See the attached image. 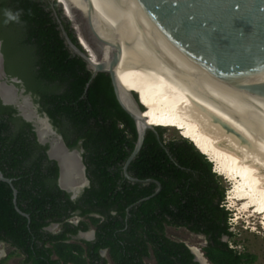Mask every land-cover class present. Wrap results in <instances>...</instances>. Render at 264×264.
Listing matches in <instances>:
<instances>
[{
	"label": "trees",
	"instance_id": "16d2710c",
	"mask_svg": "<svg viewBox=\"0 0 264 264\" xmlns=\"http://www.w3.org/2000/svg\"><path fill=\"white\" fill-rule=\"evenodd\" d=\"M6 11L19 13L18 19L9 20ZM59 18L51 0H0L2 51L8 73L29 84L67 145L83 148L90 184L76 199L61 189L48 146L38 142L31 122L0 100V170L13 183L0 180V242L24 256L21 264H107L101 249L113 264H200L185 241L168 234L169 227H183L206 237L203 250L212 264L253 263L255 254L230 246L235 234L222 175L194 140L181 133L167 139L170 127L156 126L158 135L148 130L128 168L134 177L160 181L162 189L130 207L157 189L155 182L124 176L137 140L135 122L109 74L99 72L87 88L92 72L68 47ZM61 21L75 42L70 23ZM75 216L81 217L76 224L70 221ZM52 223L60 230H47ZM92 227L93 240L76 238Z\"/></svg>",
	"mask_w": 264,
	"mask_h": 264
},
{
	"label": "water",
	"instance_id": "95a60500",
	"mask_svg": "<svg viewBox=\"0 0 264 264\" xmlns=\"http://www.w3.org/2000/svg\"><path fill=\"white\" fill-rule=\"evenodd\" d=\"M51 1L61 13L58 21L68 47L87 62L92 72L87 88L99 72L109 74L119 104L135 122L137 140L123 166L124 176L133 182H155L157 189L130 207L159 193L162 184L152 178L139 179L128 171L143 147L148 130L158 135L156 126L149 123L144 114L139 96L130 89L122 72V63L129 55L147 58L166 68L236 130L264 149V0H81L86 7L85 14L81 16L69 8L73 17L70 19L59 0ZM61 19L71 22L75 42ZM75 21L86 46L78 38ZM0 53L5 76L4 58ZM11 87L14 99H5L0 90L3 102L17 106L19 115L36 127L38 140L45 144L47 141L40 137L37 119L27 117L20 106L19 97L26 98L34 108L35 117L46 119L66 152H77V166L84 180L81 184H87L79 152H69L62 135L53 129L49 116H41L29 95L17 93L18 88ZM47 154L59 164L60 187L73 191L75 196L81 184L74 188L64 185L66 163L54 154L52 142ZM0 180L13 185L12 179L1 170ZM13 188L16 203L17 190ZM190 249L195 259L204 264L196 251ZM200 253L210 264L204 253Z\"/></svg>",
	"mask_w": 264,
	"mask_h": 264
},
{
	"label": "bare ground",
	"instance_id": "6f19581e",
	"mask_svg": "<svg viewBox=\"0 0 264 264\" xmlns=\"http://www.w3.org/2000/svg\"><path fill=\"white\" fill-rule=\"evenodd\" d=\"M59 3L69 18H73L69 8L81 16L86 12V7L81 0H59ZM74 25L81 44L86 46L78 22L75 21ZM122 72L130 89L136 91L139 96L149 123L154 126L181 129L182 133L194 140L204 155L206 154L214 163V171L231 181L228 198L231 206L238 210L237 215L243 213L248 216L255 215L253 205L259 207L261 209L259 213L264 215V149L236 130L189 87L157 62L141 56L129 55L122 63ZM2 75L0 55V76ZM0 90L5 99H14L12 87L1 84ZM20 106L27 117L37 119L42 139L47 141L48 134L52 132L55 134L46 119L35 117L34 108L30 106L26 98L20 102ZM59 142H61L60 139L57 146L62 145ZM53 152L61 159L63 158L66 163L64 185L69 187L80 185L82 181L78 175L71 174L72 171L68 170L72 165L68 157L71 158L72 155L67 156L66 154L70 153L66 152L63 156L58 149ZM262 224H264V216ZM194 250L202 262L208 264L202 257L201 251L197 248Z\"/></svg>",
	"mask_w": 264,
	"mask_h": 264
},
{
	"label": "rangeland",
	"instance_id": "374dc122",
	"mask_svg": "<svg viewBox=\"0 0 264 264\" xmlns=\"http://www.w3.org/2000/svg\"><path fill=\"white\" fill-rule=\"evenodd\" d=\"M68 23H70L71 25V22ZM176 128L170 127L166 131L165 137L167 139L177 137L180 135V131L183 135L182 130ZM222 178L224 179H221L222 184L227 188L229 187L226 190L224 205L226 206V208L232 210V217L230 218V230H232L235 234L234 237L230 239V245H232L240 252L246 251L255 254L257 258L251 264H264V224H262L264 215L259 213L261 212V209L255 205L252 206V209L255 211V215L249 214L248 216L244 213L237 215L238 210L235 207L231 206L230 200L228 198V191L232 186L231 181L228 180L226 176H222ZM248 200L250 201L249 198ZM237 217H239L240 219H238ZM53 230H58V226H54ZM168 234L175 239L185 241L189 245V247L193 249L197 248L200 251H203L202 248L206 244V240L203 235L192 233L183 227H169ZM224 239L227 238L225 237ZM0 248L4 250L3 256L9 255L10 253L14 252V254L9 256L4 264H21L23 255L16 252L13 248H9L7 245H2ZM150 263L154 264V260H151ZM110 264H112V262H110Z\"/></svg>",
	"mask_w": 264,
	"mask_h": 264
},
{
	"label": "flooded vegetation",
	"instance_id": "af4514ba",
	"mask_svg": "<svg viewBox=\"0 0 264 264\" xmlns=\"http://www.w3.org/2000/svg\"><path fill=\"white\" fill-rule=\"evenodd\" d=\"M0 43H1L0 51H1L2 54H3V58H4L3 65H4V71H5V76L2 75V78H0V85L3 84L2 82H6V84L9 85V87H11V85L16 86V87L18 88V92H17V93H21V92H22V95H24V96H25V95H29V96L31 97V99H32V101H33V103H34V106L36 107L38 113H39L41 116H44L46 113L40 111V105L35 101L32 91H31V90H27V85H29V84H28V83H25V81H24L23 78H20V77H18V76H16V75H11V74L8 73V71L6 70V67H5V57H4V53H3V51H2V41H1V40H0ZM0 55H1V53H0ZM1 63H2V61H1ZM15 78H16V80H15ZM19 98H20L19 100H21V101L23 100L21 96H20ZM0 100H1V102H2L4 105H10V104H5V103L3 102V100L1 99V97H0ZM12 106H14V107L17 109V115H18V116H21V115H19L18 107L15 106V105H12ZM21 117H22V116H21ZM22 118H23V117H22ZM50 121H51V120H50ZM51 123H52V122H51ZM31 124H32V123H31ZM32 126H33L34 131L36 132V136H37V140H38V135H37L36 127H35L33 124H32ZM52 126H53V129H54L58 134H61V135H62V133L59 132V130L53 125V123H52ZM48 136H49V138H47V142H46L44 145H47V146H48V149H49V147H50V142H52V143H53V151H54L55 149H56V150L58 149V150H60V151L62 152L63 156H65L66 150L63 148V145H61V146H57L58 141H59V139H58V135H56V134H54V133L52 132V133H50V135L48 134ZM62 137H63V135H62ZM63 139H64V137H63ZM38 142L41 143L39 140H38ZM64 142H65L66 147L70 150L69 152H72L73 150H77V151L79 152V154H80L81 157H82V162L84 163V161H83V151H84L83 148H82L81 146H77V147H74V148H70V147L67 145L65 139H64ZM59 143H61V142H59ZM41 144H43V143H41ZM54 145H55L57 148L54 147ZM48 149H47V151H48ZM72 153H73V154H72ZM72 153H70V154H66L67 156L72 155L71 158L68 157V159H69V160L71 161V163H72V165H70V167L68 168V170H71V171H72L71 174H77L78 177H79V179H80V181L83 182V181H84V180H83V176H82L83 173H82V171L80 170V166H77L78 164H77V161H76V155H75V154H77V152H76V151H73ZM54 154L56 155L55 152H54ZM48 157H49V155H48ZM49 158H50V157H49ZM72 158H73V159H72ZM50 159H51V158H50ZM53 160H55V159H53ZM55 161H56V160H55ZM56 162H57V161H56ZM57 165H58V167H59L58 162H57ZM84 165H85V163H84ZM72 166H73V168H72ZM71 168H72V169H71ZM59 171H60V167H59ZM85 176H86V178L88 179L87 174H86V165H85ZM58 179H59V176H58ZM58 179H57V182H58ZM79 184H81V183H79ZM89 184H90V181H89V179H88V183H87V184H81V186H79V187H80V188H79V191L77 192V194H76L75 196H73V195H74L73 191H67V190L61 188L60 185H59V182H58L59 187H60L61 189L65 190V191H67L68 193H70L72 199H76L77 197H79V196L81 195V193L84 191L85 187H88ZM73 188H74V187H73ZM80 220H81V217H79V216H75V217H72V218L70 219V221L73 222V223H75V224L78 223ZM54 226H58V230L54 231V230H53ZM46 229L49 230V231L57 232V231L60 230V225H59V223H52V224H50ZM92 231H93L94 235L90 236V233H91ZM81 233H86V235H81ZM201 235H202V234H201ZM203 236H204V235H203ZM76 238H78V239L82 238V239H86V240H93V239L95 238V228L92 227V228H91L90 230H88V231H80V232L78 233V235L76 236ZM204 238H205V240H206V244H207V239H206L205 236H204ZM206 244H205L204 246H206ZM2 245H7L9 248H12V247H10V246H9L7 243H5V242H0V247H1ZM204 246H203V247H204ZM13 249H14V248H13ZM202 249H203V248H202ZM3 252H4V250H2V249L0 248V260L6 258V257L8 256V255L3 256ZM201 252L204 253V250L201 251ZM100 254H101V256H103V257H105L106 259H108V263H107V264H110V262H112V261L110 260V257H109L108 249H101V250H100ZM204 256L206 257L205 253H204ZM23 258H24V256H23ZM206 258H207V257H206ZM207 259H208V258H207ZM195 260H196V259H195ZM196 261H197V260H196ZM208 261H209V259H208ZM198 262H199V261H198ZM209 263L212 264L210 261H209ZM112 264H113V262H112Z\"/></svg>",
	"mask_w": 264,
	"mask_h": 264
},
{
	"label": "clouds",
	"instance_id": "9594fccd",
	"mask_svg": "<svg viewBox=\"0 0 264 264\" xmlns=\"http://www.w3.org/2000/svg\"><path fill=\"white\" fill-rule=\"evenodd\" d=\"M5 16L9 19V20H17L19 17V13L13 14L11 11H6L5 12ZM163 127V126H162ZM214 166V164H213ZM214 170V167H213Z\"/></svg>",
	"mask_w": 264,
	"mask_h": 264
},
{
	"label": "built area",
	"instance_id": "2783aa9c",
	"mask_svg": "<svg viewBox=\"0 0 264 264\" xmlns=\"http://www.w3.org/2000/svg\"><path fill=\"white\" fill-rule=\"evenodd\" d=\"M231 247H233L232 245H230Z\"/></svg>",
	"mask_w": 264,
	"mask_h": 264
}]
</instances>
